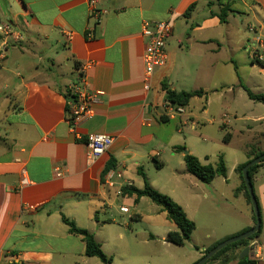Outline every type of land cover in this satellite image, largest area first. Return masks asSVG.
<instances>
[{
  "label": "crops",
  "instance_id": "1",
  "mask_svg": "<svg viewBox=\"0 0 264 264\" xmlns=\"http://www.w3.org/2000/svg\"><path fill=\"white\" fill-rule=\"evenodd\" d=\"M226 6V22L221 23L218 15ZM99 9L95 22L87 0H0V26L11 29L8 35L0 33V264H105L85 256L81 237L69 233L62 216L93 234L103 253L112 257L109 264H136L130 256L106 249L122 250L121 232L112 229L103 239L98 234L105 226H116L106 215L116 210L120 197L133 209L124 204L129 212L122 213L121 206L118 211L130 220L141 218L135 207L146 197L135 202V196L117 191L125 186L141 189L133 180H142L139 169L146 163L155 166L154 158L165 167L160 156L169 148L171 158L177 154V146L161 137L159 118L174 119L166 115L164 87L186 91L184 85L191 82L190 91L204 93L198 97L212 95L222 105V118L246 129L259 128L264 135L260 103L244 90L264 94V60L258 64L251 59L254 44L247 31L254 24L264 39V0H99ZM144 21L167 22L171 28L167 64L155 70L149 90L143 83ZM87 32L93 37L86 38ZM82 75L87 89L101 94L92 104L93 117L71 128L66 107L73 100L72 83ZM89 134L114 139L91 164L83 141ZM183 155L174 159L175 170L186 176ZM248 158L236 160L230 170L225 165L226 176L208 183L218 196L223 198L216 187L232 180L236 167ZM107 163L114 168L104 175ZM234 178L236 198H243L237 173ZM252 185L261 234L247 256L264 264V167L256 170ZM166 194L185 209L173 194ZM253 225L243 215L237 227L196 247L184 264H194L213 243Z\"/></svg>",
  "mask_w": 264,
  "mask_h": 264
},
{
  "label": "rangeland",
  "instance_id": "2",
  "mask_svg": "<svg viewBox=\"0 0 264 264\" xmlns=\"http://www.w3.org/2000/svg\"><path fill=\"white\" fill-rule=\"evenodd\" d=\"M63 72L67 71L64 69ZM167 82V80L164 81L166 85ZM193 86L194 84L189 82L184 85L183 89L190 91ZM258 107L264 113V105L260 103ZM205 108L208 109L206 113L203 112ZM221 111L222 105L216 101L214 96L193 97L186 107V112L184 111L180 115L182 124L178 115L168 122L159 123L162 140L171 143V145L184 146V151H190L191 153H189L198 158L203 165L214 166L222 158L228 170L236 160H244L247 154L252 156L260 148L264 150V135L259 134L261 132L259 128L240 127L241 122L235 123L232 118H222ZM187 113L191 114L192 121L188 120ZM224 123H230L231 126H224ZM227 133L231 137L225 141ZM244 148L248 150H244ZM161 150L165 152L164 148ZM180 154L182 153H177L173 157L179 159ZM170 155V148L166 155L161 154L160 161L167 163L162 169H157L150 163H146L143 171L151 187L165 195H167L166 193L173 194L174 198L183 204L185 209L181 208L187 217L195 223L196 228L191 239L183 246L164 242L162 236L166 230L174 231L176 227L166 219L163 208L145 198L135 207L140 211L141 218L130 220L129 214L123 215L118 210L119 206L124 204L130 210L133 207L124 203L126 198L120 197L116 210H112L106 215L107 218L110 217L116 221V226H105L99 232L98 238L103 239L105 234L112 229L121 232L122 250L108 246L106 249L117 252L116 254L119 256H130L136 264H184L191 256L195 255L196 247L201 249L202 246L211 244L213 239L219 238L237 227L243 215L254 220L251 204L247 202L245 195L243 194V198H236V192L233 189L236 173L227 184L216 187L217 193L222 194L223 199L212 190V186L209 184L188 174L181 176V173L176 172L175 168L178 167V164L174 161L175 158H171ZM133 180L140 188L143 187L141 178L134 177ZM190 181L196 185L191 186ZM178 205L180 206V204ZM101 218H103L102 215ZM128 224H130L129 227ZM207 235H209L208 239H206ZM116 241H119L117 237ZM127 246L129 252L125 250ZM110 258L112 259V257Z\"/></svg>",
  "mask_w": 264,
  "mask_h": 264
},
{
  "label": "trees",
  "instance_id": "3",
  "mask_svg": "<svg viewBox=\"0 0 264 264\" xmlns=\"http://www.w3.org/2000/svg\"><path fill=\"white\" fill-rule=\"evenodd\" d=\"M190 10L191 9L189 8V11ZM227 10H228V7L226 6L225 9H223L221 13L218 15L221 23L226 22ZM189 11H187L186 15H188ZM163 90L166 92L165 94L166 102H169L173 106H180L183 108L188 106L190 100L193 97L202 96L204 94L202 90L176 92V91L169 90L165 87L163 88ZM244 90L249 99L259 102L264 105V94H254L245 87H244ZM66 112L68 114V107H66ZM159 121L162 123H165V122H168L169 119L165 116H161L159 118ZM229 139H230V134L227 133L225 136V141H228ZM83 141L85 142V139H83ZM184 150H185L184 146H177L173 148L174 152L184 153L183 161H184L186 172L189 175L207 184L210 183L216 176H222V177L226 176V167H225V164L222 158H220L218 163L214 166L210 164L203 165L198 160V158H196L195 156L191 155L188 152H185ZM259 155H262V153L259 151H257L256 153H253L252 156L249 155L248 160L245 163L238 165L235 169L236 173L238 174V178L240 180L239 191L243 192L249 204L251 203H250L249 196L245 188V184L242 178L241 171L247 162H249L251 159ZM153 160L155 162L154 164L156 168L158 169L162 168V165H163L162 163H159L155 158ZM259 167H264V163L254 165L249 168L248 174H249L251 183L253 182L254 173ZM112 168H114V163H107V166L103 174L105 175ZM139 174L141 175L142 180H143V187L141 189H137L133 186H125L121 188V194L128 195V196H135V199H134L135 202H137L142 197H146L150 199L152 202H154L155 204L161 206L166 213V219L172 224H174L176 227V230L169 231L166 234L165 241L175 246H183L186 242H188L191 239V235L196 227L195 223L187 217V215L185 214L181 206H179L176 202H174L172 198H170L169 196L165 194L158 192L157 190L151 187L142 169H139ZM258 207H259V204H258ZM253 219L255 223V217ZM62 221L68 227L69 233L81 237L84 243L85 256L98 258L101 262L105 264L111 263L112 259L103 253L100 244L96 242L92 233H90L89 231L85 229L78 228L76 224L74 223V221L69 220L64 216H62ZM250 228L251 227L244 229L237 235L249 230ZM260 234H261V225H260V229L255 234H253L251 237L226 246L225 248L217 252L205 264H209L210 262L215 261V260L219 261L218 264H228L232 260H237V264H257L254 259H250L248 256L244 257L243 259H239V254L245 247H249L251 242L256 240L260 236ZM226 239L228 238H225V239H222V240H219L213 243L211 246H209L208 248L204 250L203 255L206 254L214 246H216L217 244H219L220 242Z\"/></svg>",
  "mask_w": 264,
  "mask_h": 264
},
{
  "label": "built area",
  "instance_id": "4",
  "mask_svg": "<svg viewBox=\"0 0 264 264\" xmlns=\"http://www.w3.org/2000/svg\"><path fill=\"white\" fill-rule=\"evenodd\" d=\"M87 7L91 18L98 22L101 15L99 9V0H87ZM257 26L250 24L247 31L252 35L254 48L251 51V59L255 63H262L264 60V39L258 33ZM11 31L9 25H1L0 33L8 35ZM171 33V28L167 22H149L144 21L141 25V35L146 40L142 60L144 65L143 83L144 89L149 90L150 81L156 69L164 67L167 64V39ZM86 38H92L91 32L85 34ZM73 100L68 107V121L71 128L83 119H91L94 115L92 104L97 100L101 94L96 91H89L86 87L84 76H80L72 83ZM166 115L173 118L175 115L180 116L184 113V108L180 106H173L169 102L164 106ZM80 139V138H79ZM114 139L106 134H89L85 138L87 146V162L89 164L97 160L101 155L106 153ZM56 175L59 177L60 171L55 169ZM111 178V175H109ZM109 178V179H110ZM112 186V183H109ZM117 195H121V191H117ZM122 213H128L127 207L121 206Z\"/></svg>",
  "mask_w": 264,
  "mask_h": 264
},
{
  "label": "water",
  "instance_id": "5",
  "mask_svg": "<svg viewBox=\"0 0 264 264\" xmlns=\"http://www.w3.org/2000/svg\"><path fill=\"white\" fill-rule=\"evenodd\" d=\"M264 163V154L259 155L253 159H251L249 162H247L244 167L242 168V178L245 184V188L246 191L248 193L249 196V200L251 203V207L254 213V217H255V223L254 225L247 231L237 235V236H233L230 237L222 242H220L219 244H217L216 246H214L212 249H210L206 254H204L200 259H198L194 264H205L207 261H209L217 252H219L220 250H222L223 248H225L226 246L241 241V240H245L248 239L249 237H251L253 234H255L259 229H260V225H261V218H260V212H259V207H258V203L254 194V190H253V185L251 183L248 171L249 168L254 166V165H258ZM250 248L249 247H245L241 253L239 254V259H243L244 257H246L249 253Z\"/></svg>",
  "mask_w": 264,
  "mask_h": 264
}]
</instances>
